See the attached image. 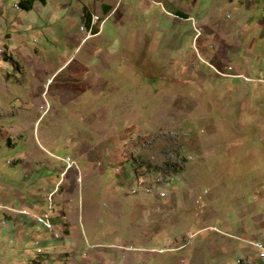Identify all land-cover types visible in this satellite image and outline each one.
I'll return each instance as SVG.
<instances>
[{
  "label": "rangeland",
  "instance_id": "obj_1",
  "mask_svg": "<svg viewBox=\"0 0 264 264\" xmlns=\"http://www.w3.org/2000/svg\"><path fill=\"white\" fill-rule=\"evenodd\" d=\"M19 1L0 0V200L51 226L7 216L0 264H264L260 5L122 0L92 38L99 0Z\"/></svg>",
  "mask_w": 264,
  "mask_h": 264
},
{
  "label": "crops",
  "instance_id": "obj_2",
  "mask_svg": "<svg viewBox=\"0 0 264 264\" xmlns=\"http://www.w3.org/2000/svg\"><path fill=\"white\" fill-rule=\"evenodd\" d=\"M156 1H158V2L162 1L165 4L169 5V7H171V9H173L174 13L179 14L182 17L188 16L187 12L185 10H183L182 6L179 4L180 0H156ZM193 1H196V0H193ZM234 1L235 0H229V2L231 4H233ZM241 1L246 3L247 0H241ZM31 2H32L31 3V5H32V9L31 10L39 9L41 11V14H38L39 18H44L45 13H44V9L41 8V6L42 5H46L48 3V0H32ZM247 2H250V5H257V6L260 5V12L264 13V0H250V1H247ZM37 4H39L40 7H36ZM130 4H131V2L126 5V8L124 9L125 12L121 13L120 12V7L122 6V0H99V1H95L93 3V5L92 4H85L84 5V9L81 12V16L85 20V24L87 26L90 25L94 15H98L100 17V21L99 22H103V24L109 18H112L113 16L117 17V15L119 16V18L123 17L124 19H130L131 15L133 14V11H134V10H132V6ZM68 5L69 4H65V7H67ZM138 5L139 4H136L135 6H138ZM0 12H1L0 15H2L4 13V9L3 8L0 9ZM15 19H17V18H14V21H15ZM18 22H19V25L24 24V21H20L19 20ZM103 24H102V29H103ZM97 30H98V28L96 27L95 31H97ZM101 34H102V31L99 34L93 35L92 38L100 37ZM10 35L11 34H6L5 36L9 37ZM68 37L71 38L73 36L70 34V35H68ZM77 43H76V46H75L76 50H78L80 48V44H77ZM23 47H25V49H27L26 45H24V44H23ZM61 67H63V66H61Z\"/></svg>",
  "mask_w": 264,
  "mask_h": 264
},
{
  "label": "built area",
  "instance_id": "obj_3",
  "mask_svg": "<svg viewBox=\"0 0 264 264\" xmlns=\"http://www.w3.org/2000/svg\"><path fill=\"white\" fill-rule=\"evenodd\" d=\"M15 7L19 9V6H17V4H15ZM99 21H100V17L98 15H94L89 26L85 25L81 27L82 29H87L86 37H90V36L92 37L93 35L99 34L102 31L103 22H99ZM96 27L98 28L97 31H95ZM149 190L150 189H147V191ZM10 215L31 216L36 223L41 224L47 230V226H45V219H48L47 210H45L44 212H34L33 210H28L21 207L18 208L14 205H6L0 200V222L5 223L7 221V216ZM1 229L2 228H0V232ZM65 230H67L66 226H62L60 227L59 230H57V232H65ZM53 237L57 239V236H53ZM255 245L259 249H261L264 258V244H262L261 242H256ZM38 252H42L40 248H38Z\"/></svg>",
  "mask_w": 264,
  "mask_h": 264
},
{
  "label": "trees",
  "instance_id": "obj_4",
  "mask_svg": "<svg viewBox=\"0 0 264 264\" xmlns=\"http://www.w3.org/2000/svg\"><path fill=\"white\" fill-rule=\"evenodd\" d=\"M32 0H20L19 4L20 7H22L24 10H31L32 9V5L31 2ZM53 205V204H52ZM54 206V205H53ZM54 209V208H53ZM62 214V213H61ZM65 232L67 233V230H65ZM62 238V237H61ZM58 239V238H57Z\"/></svg>",
  "mask_w": 264,
  "mask_h": 264
},
{
  "label": "bare ground",
  "instance_id": "obj_5",
  "mask_svg": "<svg viewBox=\"0 0 264 264\" xmlns=\"http://www.w3.org/2000/svg\"><path fill=\"white\" fill-rule=\"evenodd\" d=\"M47 217L48 219L50 218V215L47 213ZM45 226H47V228H50L51 226V223L49 221H45ZM61 226H64V225H61ZM57 238L59 237V234L56 235ZM239 264V263H238ZM245 264V263H244Z\"/></svg>",
  "mask_w": 264,
  "mask_h": 264
},
{
  "label": "clouds",
  "instance_id": "obj_6",
  "mask_svg": "<svg viewBox=\"0 0 264 264\" xmlns=\"http://www.w3.org/2000/svg\"><path fill=\"white\" fill-rule=\"evenodd\" d=\"M241 259V258H240ZM239 261V260H238ZM241 261V260H240ZM239 263V262H238Z\"/></svg>",
  "mask_w": 264,
  "mask_h": 264
}]
</instances>
